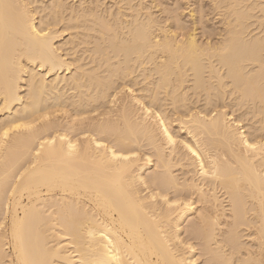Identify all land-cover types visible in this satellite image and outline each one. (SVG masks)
Segmentation results:
<instances>
[{
	"label": "bare ground",
	"instance_id": "1",
	"mask_svg": "<svg viewBox=\"0 0 264 264\" xmlns=\"http://www.w3.org/2000/svg\"><path fill=\"white\" fill-rule=\"evenodd\" d=\"M0 264H264V0H0Z\"/></svg>",
	"mask_w": 264,
	"mask_h": 264
},
{
	"label": "rangeland",
	"instance_id": "2",
	"mask_svg": "<svg viewBox=\"0 0 264 264\" xmlns=\"http://www.w3.org/2000/svg\"><path fill=\"white\" fill-rule=\"evenodd\" d=\"M212 16H210V18H211ZM186 20H188V18L186 17Z\"/></svg>",
	"mask_w": 264,
	"mask_h": 264
}]
</instances>
